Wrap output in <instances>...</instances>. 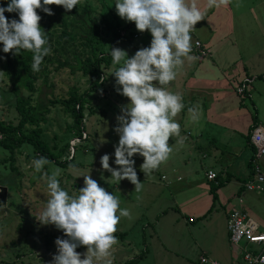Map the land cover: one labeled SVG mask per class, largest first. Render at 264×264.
<instances>
[{"label":"rangeland","instance_id":"obj_1","mask_svg":"<svg viewBox=\"0 0 264 264\" xmlns=\"http://www.w3.org/2000/svg\"><path fill=\"white\" fill-rule=\"evenodd\" d=\"M188 2H195L198 7H202L206 0H188ZM85 3L93 7L92 18L100 24L101 28H103L102 18L118 24L121 28L131 23L116 15L112 0H82V3L78 6ZM211 11H213L212 16L210 15ZM210 18L212 20L216 18L215 23L224 25L217 33L220 42L213 49V52L208 53L205 57H199L190 52L192 58H205L204 63L207 60H214L215 64L220 65L217 66L219 75L225 71L223 76H226V80L231 77L233 67L236 72L240 70V62L230 64V60L235 62L237 60H250L251 58H264V0H230L227 5L208 9L206 19L204 17V19L196 22L197 27H200L203 21L208 22ZM135 31L138 38L130 40V38H135L130 34ZM123 33L125 36L121 37L114 47L125 50L129 57L135 52L136 48L148 46L151 39L147 31L140 32L135 27L123 31ZM102 37L105 43L107 42L104 47L107 50L112 41L111 37L108 38L104 32H102ZM195 41H199L204 46L201 40L191 39L192 47ZM204 47L208 50L206 46ZM0 56H2V52H0ZM1 63L2 61H0V88L6 90L10 87L4 76ZM55 67L56 65L48 67L46 83L43 82V77L36 82V92L32 95V104L34 105L38 100L40 103L47 105L48 101L56 100L53 105L48 106V111L44 114V121L40 122L38 127L41 130L43 141L56 155L60 154V160L68 161L71 157L73 159L68 161L64 167L49 162L43 166L42 173L51 174L53 171L59 170L57 179L60 186L69 194H74L76 189L83 186V177L77 176L86 175L89 171L90 177L96 180L99 186L104 187L107 192H112L113 195L118 197L119 206L127 208L130 215L121 218L116 226V233L126 232L127 235L125 239H120L116 235L117 244L113 248L114 251L121 247L123 249L120 254H128V257L137 260L138 256L136 257L134 253H141L144 249L142 254L145 255V258L139 264H161L162 259H166V256H156L155 252L162 245L165 247H180L185 253L186 245L190 246L191 244L190 235L185 232L187 230L183 229V225L179 228L180 224L178 226L173 224L176 218L181 221L182 217L172 214L169 216L171 219H168L167 216L162 217L163 207L169 205L165 194L160 198L155 197L154 202H150L151 187L144 183L149 175H144L139 168L143 158L137 154L133 156L137 179L142 185L140 191H136L127 179L120 180L117 183L99 165L100 156L107 153L110 167H118L113 164L114 157L112 155L113 146L118 140V135L113 130L117 124L115 120L118 115L117 108L109 102V106L101 113L102 105L108 102L106 101L108 96L101 98L98 91L88 95V104L84 110L83 119V129L88 134V139L76 142L71 148L70 145H72L75 138H78V135L76 134L77 130L72 127L73 118L63 106V101L68 98V92L71 88H76L79 94L85 92L88 89V77L78 72L71 73L68 69L55 70ZM114 68L115 66L111 65L103 71L105 81L100 91L110 92V89L118 87L110 74ZM240 80L241 78H230L228 84L224 79L219 80V82H223L225 97L232 94L236 99H240V103H243L246 98L244 94L237 93V89L242 82L249 80V78L238 84ZM249 81L247 86L252 83V80ZM254 82L253 89L261 80L256 79ZM223 86L220 87L223 88ZM250 90L251 87H249ZM247 107L251 109L249 105ZM0 120L17 124L18 119L13 106L9 103H0ZM25 128L28 131L34 126L28 125ZM66 144L70 146L68 149H65ZM62 150L64 153H61ZM3 153L4 151L0 149V181H6L12 188L8 187L6 191L5 203L0 202V264H49L52 255L56 252L54 239L57 236L64 238V235L62 231L57 230L54 226H42L35 219L48 198L45 180L40 178L41 173H34L31 168V161L38 156H32L28 149L22 147L14 153L13 168L15 172H11L1 164V160L5 158ZM193 193V191L185 192L186 195ZM177 195L175 201L180 206L179 201L182 200L180 199L182 194L181 197ZM233 207L232 209H240L237 206ZM154 218H158L157 224ZM189 226H192L190 229L191 235L196 230L197 236L194 237H197L198 241L209 248V251L205 248L203 250L196 249L194 260L197 264L198 260L196 259L199 258L198 256L201 253H205V256L209 259L222 264H240L244 248L250 249L249 247H251L245 241H241L239 247L230 246V248L228 246L224 237L225 218L223 213L217 215L215 219L213 218L208 225L205 221L196 219V222L189 224ZM180 232L184 233L176 234ZM252 247L256 249L257 246L252 244ZM259 248L263 249L264 253V246ZM75 251L83 253L85 246H80ZM120 254L112 255V257L118 260ZM117 263L113 262V264Z\"/></svg>","mask_w":264,"mask_h":264},{"label":"clouds","instance_id":"obj_2","mask_svg":"<svg viewBox=\"0 0 264 264\" xmlns=\"http://www.w3.org/2000/svg\"><path fill=\"white\" fill-rule=\"evenodd\" d=\"M229 2L206 0L198 7L188 0H112L118 17L134 23L140 32L147 30L151 36L148 46L137 49L130 57L118 47L108 50L115 66L110 74L119 86L115 90L127 98V103L120 106L113 129L118 135L113 146V164L118 167H110L107 153L100 156L99 165L117 183L127 179L140 191L134 154L143 158L139 168L144 175H150L169 158L173 151L169 138L180 135V124L174 117L185 105L182 97L167 86L176 78L184 59H191V32L196 22L204 19L208 9ZM80 3L82 0H5L0 6V52H31V70L38 72L51 49L38 24L41 17L36 10L52 15L48 5L61 6L67 12ZM6 12L15 13L16 18L6 17ZM188 111L191 119L198 121L197 111ZM48 163L43 156L31 161L33 172L41 173L40 178L45 180L48 193L35 219L42 226H54L64 235L54 239L56 252L49 264H113L116 226L121 218L129 217V210L120 207L118 197L99 186L89 171L77 176L83 177V186L69 194L57 179L59 170L42 173ZM80 246H85L83 253L75 251Z\"/></svg>","mask_w":264,"mask_h":264},{"label":"crops","instance_id":"obj_3","mask_svg":"<svg viewBox=\"0 0 264 264\" xmlns=\"http://www.w3.org/2000/svg\"><path fill=\"white\" fill-rule=\"evenodd\" d=\"M212 13L213 11L210 12L211 16ZM215 22L216 18L213 20L210 18L208 22L203 21L204 24L202 23L200 27L195 24L191 32V39L201 40L204 46L208 48L209 53L213 52V49L219 44L220 39L217 33L224 27L222 23L217 24ZM130 34L135 36L130 40L138 38L136 31ZM204 60L205 58L195 57L184 59L182 66L177 70L176 78L170 81L167 86L169 91L182 97L185 105L184 109L174 117L180 124V135L169 138L168 142L173 149L172 153L166 161L151 172L144 182L151 187V203L154 202L155 197L160 198L162 195H166L169 205L163 207L162 217L167 216L168 219H171L169 218L171 214L182 217L181 221L176 218L173 224L177 226L180 224L179 228L183 225V229L187 230L185 232L190 235L191 239L190 246L186 245L185 247V253L180 247H165L163 245L158 247L155 252L156 256H166V259H162L161 264H197L194 260L196 249L203 250L205 248L209 251V248H206V245L194 237L197 236L196 230L191 235L192 226L189 224H194L196 219H199L208 225L220 213L224 214V237L230 247L226 220L228 212L234 208L233 206L245 211L260 228L264 229V184L262 185L263 190L260 192H247L243 188V185L252 179L249 162L253 150L246 138L254 124L253 116H255V125L264 129V58H251L250 60H243L242 58L243 61H229L230 64L240 62V70L236 72L233 67L230 78H241L238 84L247 78L252 80V83L245 90L248 99H245L243 103H240V99H236L232 94L225 97L223 82L220 83L219 80L224 79L228 84L230 78L226 80V76H223L225 71L219 75L218 67L220 65L215 64L214 60H207L205 63ZM256 79L261 80V82L253 89ZM249 87H251L250 91ZM109 91L105 96H108L106 100L108 102L102 105L101 113L111 102L116 106L119 114L120 106L127 103V98L118 94L115 89ZM248 105L251 109L247 107ZM188 109L197 111L199 114L198 121L191 119V113ZM85 134L87 140L88 134ZM259 163L264 173V156ZM208 171H213L217 175L216 183L207 180L206 173ZM218 182H221L222 185L215 190L216 198L212 202L211 189L217 186ZM188 191L194 193L186 195L185 192ZM176 195L182 199L179 201L180 206L175 201ZM205 214L207 215L202 218ZM157 219H155L156 224ZM122 233L125 234L119 237L125 239L126 232H115L114 235L118 236ZM194 233L195 235H193ZM122 249L118 247L112 251V255L120 254ZM143 250L141 253H134L136 257L140 256L135 264H139L145 258V255L142 254L144 253ZM201 255H205V253H201ZM128 260H132L128 254H120L118 260L113 258V262H118L117 264H124Z\"/></svg>","mask_w":264,"mask_h":264},{"label":"trees","instance_id":"obj_4","mask_svg":"<svg viewBox=\"0 0 264 264\" xmlns=\"http://www.w3.org/2000/svg\"><path fill=\"white\" fill-rule=\"evenodd\" d=\"M4 2L5 0H0V6ZM48 7L51 9L52 15L36 10L41 17L38 24L46 33L51 49L50 54L43 58L40 70L38 72L31 70V52L29 51L21 50L20 54L13 55L10 50L0 56L3 57L0 59L1 67L10 87L6 90L0 88V103H9L13 106L18 119L17 124L0 120V149L5 154L1 164L11 172H15L13 168L14 153L22 147L28 149L32 156L46 157L49 162L58 166L64 167L68 161L73 159L71 157L68 161L60 160V154L56 155L43 141L41 130L38 127V124L44 121V114L47 113L48 106L53 105L56 101H48L46 105L37 100L34 105L32 104V95L36 92V82L41 77H43L44 83L47 82L48 67L56 65L55 70L68 69L71 73L78 72L88 77V89L85 92L79 94L76 88H71L68 98L63 101V106L73 118L72 127L77 130L78 138H81L84 132L83 119L84 110L88 104L87 97L90 93L100 91L105 81L103 71L111 65V57L108 55L109 47H114L122 37L120 32L134 27V23L131 22L121 28L118 24L102 18L103 28H101L100 24L92 18L93 7L87 3L74 6L67 12L58 5H48ZM4 15L16 18L15 13L6 12ZM102 32L112 40L107 50L104 48L107 42L105 43ZM246 93L244 92V97L248 99ZM252 119L254 124L250 131L256 127L255 116ZM28 125L34 126V128L27 131L25 126ZM249 134L246 138L248 144H250ZM69 147V144L65 145V149ZM63 150L61 153H64ZM0 185L6 186L7 189L8 187L12 188L6 181H0ZM221 185L222 183L218 182L217 186L211 189L212 202L216 198L215 190ZM124 234L118 236L122 237ZM135 262L136 258L126 261L125 264H135Z\"/></svg>","mask_w":264,"mask_h":264},{"label":"built area","instance_id":"obj_5","mask_svg":"<svg viewBox=\"0 0 264 264\" xmlns=\"http://www.w3.org/2000/svg\"><path fill=\"white\" fill-rule=\"evenodd\" d=\"M122 37L125 36L123 32H120ZM191 52L195 53L199 57H205L208 55V50L199 42L195 41ZM250 80V79H249ZM245 80L237 89V93L243 94L246 90L247 84L250 82ZM99 96L104 98L107 95L106 91H99ZM87 136L83 132L81 138H75L72 142L73 145L80 141L86 140ZM249 143L252 146L254 152L250 159V169L252 179L248 180L243 188L247 192H260L263 190L262 185L264 184V173L262 171L259 161L264 156V129L260 126L254 127L249 134ZM206 178L209 181L216 183V174L213 171L206 173ZM226 230L228 234V242L231 247H239L241 241H245L250 249L244 248V251L240 258V264H264V253L263 249L259 247L264 246V229L249 217V215L241 209H231L227 220ZM252 244L257 247L253 249ZM198 264H222L216 260L209 259L205 255H201L198 258Z\"/></svg>","mask_w":264,"mask_h":264},{"label":"water","instance_id":"obj_6","mask_svg":"<svg viewBox=\"0 0 264 264\" xmlns=\"http://www.w3.org/2000/svg\"><path fill=\"white\" fill-rule=\"evenodd\" d=\"M6 191H7V188L6 187H4V186H1L0 187V202L2 204L5 203Z\"/></svg>","mask_w":264,"mask_h":264}]
</instances>
